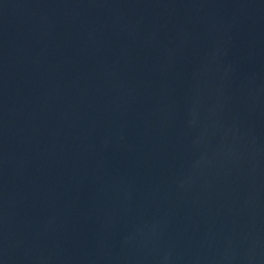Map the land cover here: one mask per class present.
<instances>
[{
	"label": "water",
	"instance_id": "1",
	"mask_svg": "<svg viewBox=\"0 0 264 264\" xmlns=\"http://www.w3.org/2000/svg\"><path fill=\"white\" fill-rule=\"evenodd\" d=\"M0 264H264V0H0Z\"/></svg>",
	"mask_w": 264,
	"mask_h": 264
}]
</instances>
